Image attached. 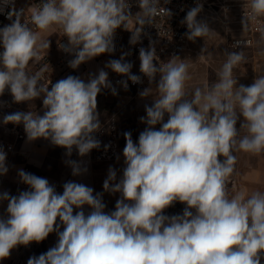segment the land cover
Wrapping results in <instances>:
<instances>
[{
	"label": "clouds",
	"instance_id": "clouds-1",
	"mask_svg": "<svg viewBox=\"0 0 264 264\" xmlns=\"http://www.w3.org/2000/svg\"><path fill=\"white\" fill-rule=\"evenodd\" d=\"M154 2L138 0L137 17L154 14ZM202 8L198 0L182 21L189 40L210 33L198 19ZM6 9L10 23L0 27V97L7 91L15 104L40 98L43 115L14 111L4 114L2 123L23 125L29 143L43 139L64 149L72 175H86L83 158L101 146L95 135L102 127L97 96L102 88L116 94L108 71L90 74L87 81L69 75L40 84V73L29 75L27 69L50 46L40 32L54 26L67 38L60 47L72 56L71 69L113 53L117 29L130 27L131 6L127 0H43L30 15L39 32L22 21L24 9H16L15 0H0V13ZM250 11L264 15V0H250ZM140 32H133L131 43ZM128 54L105 65L126 77L117 81L125 90L128 81L142 83L124 60ZM243 59L242 53H228L218 81L185 99L187 64L173 58L158 65L151 43L141 47L139 71L156 87L139 95L154 92L155 98L139 118L145 127L138 140L131 132L123 134L122 176L110 166L103 181L104 192L119 194L115 209L105 211L103 193L84 183L66 181L58 192L46 177L18 169L26 189L16 195L0 191V204L6 202L0 214V260L55 232V246L27 264H264V191L230 195L228 190L236 171L234 153H264V76L238 85L233 69ZM8 106L0 100V109ZM74 151L81 160L71 159ZM8 172L7 152L0 145V176ZM177 202L185 205L182 213L165 214Z\"/></svg>",
	"mask_w": 264,
	"mask_h": 264
},
{
	"label": "crops",
	"instance_id": "crops-1",
	"mask_svg": "<svg viewBox=\"0 0 264 264\" xmlns=\"http://www.w3.org/2000/svg\"><path fill=\"white\" fill-rule=\"evenodd\" d=\"M39 32V30L37 31ZM61 30L58 27H53L47 32H40L42 40L50 42L48 49L42 51L41 54H46L52 59L60 57V50L58 43L60 39ZM264 36L257 37V40ZM113 59H120V57L110 58L106 54H102L93 58L92 60L83 63L78 69H73L75 76H80L87 81L90 74L98 75L99 70L103 69L109 73V81L114 72L105 68L108 61ZM37 61H30L27 72L32 75L39 66ZM159 79V78H158ZM157 79V80H158ZM151 87L155 90V83L145 86L139 92L132 91L130 93L113 95L108 91V88H102L97 96V110L100 113L101 130L95 135L101 141L99 149H93L86 157L83 158L84 165L88 168V172L83 176H73L71 167L65 163L67 157L65 150L59 147L52 146L49 141L38 139L33 142H27V137L24 140L18 141L16 150L13 154V163L10 169V175L5 183V186L0 188V191H9L14 193L17 185L18 177L17 170L27 168L28 172L38 176L46 177L51 183L56 185L57 191L62 192V184L66 181L73 180L84 183L92 187L95 192L103 193V200L106 204L105 211H112L115 209L116 200L119 194H109L104 192L103 181L107 178L109 167L117 170L118 178L122 176L123 163V148L125 146L124 133L131 132L134 140H138L139 133L144 129L145 125L140 122V117L145 116V105L151 106L153 95L147 98H142L139 93L146 88ZM204 89L205 85L197 83H185L187 95L185 99H191L196 88ZM0 100H6L11 104V111H35L40 115L42 112V99L38 98L31 102L15 104L12 103L11 95L6 91ZM167 119V117H165ZM24 132L23 125H20ZM159 127V126H157ZM104 145L108 147L105 148ZM71 159L81 160V158L74 151ZM25 190V189H22ZM178 204V202H177ZM175 205V204H174ZM178 210L182 213L183 208L179 205ZM176 207V206H175ZM6 202L0 204V214H4ZM165 210V214L172 215L174 212ZM171 210V209H170ZM87 211V209H86ZM172 211V210H171ZM178 213V214H180ZM176 214V213H174ZM63 230V228H61ZM58 237L56 233H51L42 242H33L28 246L20 245L11 251L8 258L0 260V264H27L28 259L35 255L39 256L45 253L48 249L55 246Z\"/></svg>",
	"mask_w": 264,
	"mask_h": 264
},
{
	"label": "built area",
	"instance_id": "built-area-1",
	"mask_svg": "<svg viewBox=\"0 0 264 264\" xmlns=\"http://www.w3.org/2000/svg\"><path fill=\"white\" fill-rule=\"evenodd\" d=\"M42 2L43 0H15V8L24 9L22 21L27 23L33 31H38V29L31 24V9L38 8ZM127 2L131 6L130 27L117 29L114 36L115 51L105 54L110 58H121L124 53H129L124 56V60L133 64L132 73L140 75L142 83L132 84L131 81H128V89L125 90L117 84V81L126 79V77L115 73L111 76L110 82L116 88L117 95L132 91L139 92L145 86L150 85L148 78L139 71V49L141 47L148 48L151 43V46L155 48L158 65L167 63L173 58L179 60L189 50L191 40L187 38L188 29L182 21L187 11L196 6L198 0H155L153 6L156 8V12L147 17H137V13L141 11L138 7V0H127ZM199 3L203 5V8L198 19L207 23L212 22L222 28L231 52L239 53L243 48L252 47L257 37L264 36V15L253 16L250 11V0H199ZM7 11L6 9L4 13H0V27L10 23L6 18ZM140 18L144 19L143 24L138 22ZM137 28L141 29L139 40L136 43H131L132 34ZM61 44H67V38L62 34V31L58 43L60 57L52 59L46 54H41V59L37 61L36 65L39 67L32 75L40 73V84L55 83L69 75L75 76L74 70L68 66V61L72 59V56L62 51ZM0 51H3L2 47H0ZM158 78L159 76L156 79ZM108 91L112 93L110 89ZM3 101L9 104L8 101ZM9 105L0 109V145L7 152L9 167L7 175L0 176V188L5 186L11 174L10 169L17 142L26 138L20 125L11 123L4 125L2 123L3 115L10 113L12 109L11 104ZM25 171L28 172V169L25 168ZM22 189H26V186L18 182L14 193L18 194Z\"/></svg>",
	"mask_w": 264,
	"mask_h": 264
},
{
	"label": "rangeland",
	"instance_id": "rangeland-1",
	"mask_svg": "<svg viewBox=\"0 0 264 264\" xmlns=\"http://www.w3.org/2000/svg\"><path fill=\"white\" fill-rule=\"evenodd\" d=\"M207 24L210 28L209 35L191 40L189 50L178 62L182 61L188 66L190 78L186 82L210 87L218 81V73L231 51L223 29L212 22ZM239 53L243 54L244 59L234 67L233 76L238 81V85H251L257 77L264 76V37L257 40L254 46L241 49ZM237 127L239 128V123ZM234 154L237 156V164L235 173L229 179V194L239 191H244L246 194L256 190L264 191V153L253 155L235 152ZM177 205L181 208L185 207L178 202L170 207L172 211L170 209L169 211L180 213ZM174 213L172 215H175Z\"/></svg>",
	"mask_w": 264,
	"mask_h": 264
}]
</instances>
